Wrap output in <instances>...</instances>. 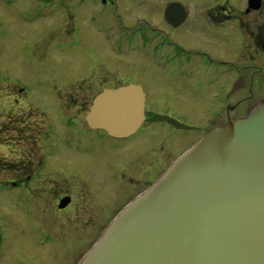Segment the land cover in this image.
<instances>
[{"label":"flooded vegetation","instance_id":"1","mask_svg":"<svg viewBox=\"0 0 264 264\" xmlns=\"http://www.w3.org/2000/svg\"><path fill=\"white\" fill-rule=\"evenodd\" d=\"M68 1L69 5L66 7L70 9L71 15L78 18L74 14H84L87 16L85 18H88V26L86 24L78 28V22L75 24L69 21L70 35L56 40L52 47L50 46L52 56H69L75 48H79V52H85L86 56L80 59L71 56L70 69H60V64H55L57 69H44L46 63L43 58L31 56L29 62L27 56H18L14 68L9 67L3 73L0 72V76L5 77L0 81L5 85L6 93L8 92L9 104L25 110L24 98L29 100L40 98L42 94L47 96V92H43L45 88H48L52 95V88H57L52 85L53 82L56 84L67 79L70 80V86H75L79 81L77 78L82 76L84 79L81 80V85L91 83L86 91L93 93L84 102L86 115L99 94L133 85L145 94L146 118L138 131L127 138H112L106 132L91 129L89 126L86 131L80 122L79 126L83 130L82 134L78 135L87 139L82 141L83 144L76 143V132L75 135L69 134V137H58L59 135L50 133L48 147L41 151L39 160L34 165H28V159L20 157L16 167L8 166L10 155L15 150L13 147H24L23 141L26 139L17 138V143L8 137L0 139V145L8 149L4 157L5 163L2 160L0 163V205L4 203L8 208L13 207L12 213L6 218L19 221V225L20 216L26 226L32 217L43 220L44 211H41V207L44 199L36 196L34 189L55 187L56 180L53 177L55 172H59L58 157L68 162L70 152L84 153L87 156L97 154L95 150L98 153L106 152L107 148L110 153L113 150L122 151V154L117 151L120 156L114 152L116 156L114 155L110 163L114 164L115 168L116 158L120 166L126 165L132 176H144L143 189L135 192L124 205L115 209L111 202L107 205L102 203V207L99 205L102 211L97 214L98 217L104 216L103 219L108 221L97 233L95 241L74 263L78 264L103 235L110 222L126 205L150 188L177 157L194 146L209 131L247 117L254 107L264 103V0H170L163 8L162 22L157 24L159 26L147 15H137V26L132 29L116 27L109 22V17H118L115 0ZM45 2L48 3L47 10L57 5L49 4L50 0ZM76 3L83 4L79 8ZM173 4L176 5L171 6ZM145 5L147 6V2L140 0L135 7L140 11ZM14 15L21 22H33L34 18L48 17L44 8L34 7L15 11ZM12 21L13 26L16 25L17 20ZM39 28L40 26L36 27ZM39 35V31H36L35 37L40 40ZM43 42L40 40L36 48L44 46L42 56H47ZM109 53L118 57L116 68L108 61L109 57L105 58ZM77 61L83 66L79 67ZM31 64L36 65L31 67L38 68H29ZM94 65H99L100 73L116 76L118 85L113 86L114 81L108 83L112 86L106 84L103 74L92 75L91 68ZM53 98L56 99L55 96ZM53 98V105L58 107ZM11 100L14 103H11ZM69 100L75 105V100L71 97ZM164 104L165 109L162 108ZM153 107L155 108L151 112ZM73 122L75 123V120ZM49 128L52 132L55 130L54 125ZM105 137L118 141L119 144L132 142L130 146H136L130 153L127 148L113 143H108V147L102 141ZM134 139L135 142L132 141ZM185 141L193 142L174 159L167 161L166 153L173 152L175 148H182ZM141 147L142 153L127 165L122 156L132 157L135 148ZM10 163L15 162L11 160ZM113 177L119 180L118 171H115ZM132 181L133 178L130 179V182ZM110 185L113 184L110 182ZM73 201V196H61L57 199V211L62 213L71 210ZM39 230L43 237L36 238L37 244L42 242L41 246L44 247L43 244L51 245V241L55 242V236L43 226H40ZM85 230L86 228L81 237L86 233ZM19 234L24 236L30 233L16 230V237ZM80 239V242L84 241L83 238ZM73 240H76L74 234L63 244V249L67 250ZM13 245L12 237L5 233L1 224L0 264L8 263ZM56 245L59 249L60 243L57 242ZM24 247L27 249L25 245ZM30 249H33L36 255L29 258L25 254L20 264L41 260L42 252L37 251L35 247L30 246Z\"/></svg>","mask_w":264,"mask_h":264},{"label":"water","instance_id":"2","mask_svg":"<svg viewBox=\"0 0 264 264\" xmlns=\"http://www.w3.org/2000/svg\"><path fill=\"white\" fill-rule=\"evenodd\" d=\"M136 86L109 90L86 121L127 137ZM81 264H264V104L209 133L111 224Z\"/></svg>","mask_w":264,"mask_h":264},{"label":"rangeland","instance_id":"3","mask_svg":"<svg viewBox=\"0 0 264 264\" xmlns=\"http://www.w3.org/2000/svg\"><path fill=\"white\" fill-rule=\"evenodd\" d=\"M45 1L48 0H0L1 73L9 67L14 68L18 56H27L29 62L31 61V56L43 58L46 63L44 69H57L55 64L58 66L60 64V69H70V65H72L71 56H77L76 59L86 56L85 52H79V48H75L71 51L69 56H55V54L52 56L51 47L54 42L56 40H62L70 35L69 31L71 26H69V21L75 24L78 22L79 28L81 25L87 24L88 26V18L86 19L85 17L87 16L82 13L81 15L80 13L74 14L78 16V18L72 16L70 9L66 7L69 5L68 0H50L49 4H57L56 7H52L50 10H47L48 8H46V5L48 3ZM139 1L140 0H115L118 17L117 19L109 17V22H112L116 27H124L125 29H132L134 26H137L135 24V17L137 15H147L156 25L162 22L163 8L170 0H145L147 6L145 5L142 7L140 11L135 7L139 4ZM82 4L83 3H81V5ZM76 5L81 8L79 3H76ZM29 7H34V9L44 8L46 10V16L48 17L40 19L34 18L35 20H33V22L31 20L29 22H21V20L14 15V12ZM159 8H161V10H159ZM52 10L54 11L52 12ZM12 19L17 20L14 26ZM37 26H40V28L36 29ZM36 31H39V34H41L39 37L41 36L40 40H42V42L44 41L43 44H45L47 56H42L44 46L36 48V45L40 42V40L35 37ZM33 53L35 55H33ZM110 54L111 53L105 56V58L109 57L110 60L108 61L116 68L118 57ZM77 64L79 67L83 66V64L78 61ZM31 66L36 65L31 64L29 68H38ZM99 68V65H94L91 68L92 75H96L97 73L104 75V73H100ZM4 78L0 76V80ZM89 78H86V80ZM104 78L106 84H110L114 81L112 85H118L116 76L107 74L104 75ZM77 79H79V81L76 82L75 86H70V80L67 79L56 84L53 82L52 85H56L57 88H52V95H50L49 89L45 88L43 92H47V96H43L42 94L40 98L34 97L29 99L30 102L24 98L25 110H20V107H12L14 104H9L7 98L8 92L6 93V90H4L6 87L3 85V82L0 81V139L2 140L8 137L14 140V143L18 142L17 138L21 137L22 139H26L23 141L24 147H13L15 150L10 155L11 159L9 160L8 166L16 167V165H18L17 162L21 160L20 157L24 160L28 159V165L36 164L39 160L41 151L48 147L47 144L51 140L50 133L59 135L58 137H69V134L75 135L76 132L77 136L78 134H82L83 129L81 126L88 131L89 127L85 122V117L87 115L85 114L83 106L85 104L84 102L93 94L92 92L86 91L91 83L86 82V84L84 83V85H81V80L84 78L79 76ZM53 96H55L56 99H54ZM69 97L75 100V105L71 103ZM52 98L56 101L58 107L53 105ZM11 103H14L13 100H11ZM50 105H53L54 108L50 107ZM164 106L165 104L162 106L163 109H165ZM154 108L155 107L150 109V111L152 112ZM74 120L75 123L73 122ZM79 122L82 123L81 126H79ZM50 125L55 126L53 132L49 128ZM85 140L87 139L79 135L76 137V143L83 144ZM102 141L108 147H110L108 143H113L116 146H123L127 148L126 150L129 151V153L136 146V144L130 146L132 142L119 144L120 142L107 137ZM132 141L135 142V139ZM185 142L182 148L179 147L181 149L175 148L173 152L169 151L166 153L167 161L174 159L178 154L190 146L193 141ZM43 144H45V146ZM107 149L106 152L101 153L95 150L94 152H97V154L95 153L94 155L87 156L84 153L75 154L70 152L68 162L63 161V159L60 160L59 157L57 158L59 172L54 173L56 176L53 177L56 180L55 187L34 189L36 191L34 194L39 196L40 199H44L41 207L42 210L40 209L44 211L43 220L39 221L36 217H32L29 221L31 224L29 223L26 226V224H23L22 217L20 216L18 219H20L21 225H19V221L6 218L12 213L13 210L11 209L13 207L8 208L4 203L0 205V225H3L5 233L10 234L14 241V249L12 254L8 257L7 264H20L25 254L26 257L33 258L36 253H34L33 249H30V246L35 247L37 251H41L42 257L41 260H36V263L30 262L29 264H53V262L58 264H74L78 261L87 247L95 241L97 233L108 221L103 219L104 216L99 215L100 217H98L97 215L102 211L101 204L104 203L107 205L108 202H111L110 204H113V209H115L124 205L135 192L143 189L142 180L144 176H139L140 174L132 176L131 172L127 170L126 165L123 164L120 166L116 158H114V162H117L115 163L116 167L113 168L114 164L110 162H112V158L116 156L114 152L118 150L112 149L113 151L110 153V149ZM135 149L136 150L131 154L132 157L128 156V158L122 156L125 158V163L127 165L132 162L133 158H136L142 153V147ZM118 152L121 153L122 151ZM6 153H8L7 147H2L0 145V163L1 160L5 163L4 157ZM118 156H120V154H118ZM11 160L15 163H10ZM1 167L2 165H0V168ZM115 171H118L119 180L113 177ZM131 178H133L132 182H130ZM110 182L113 184V189L111 188ZM128 183L132 184L129 185ZM129 186L130 188H127ZM65 194L73 196V206L71 210L59 213L56 208L57 199ZM112 194L114 196H112ZM13 206L15 207L16 205ZM24 207H26V205H24ZM58 215L60 216L58 217ZM16 222L18 224H16ZM40 226L48 230L53 237L55 236V242L54 240L51 241V245L50 243L47 245L43 244L44 247H42V242L37 244L36 238L39 237V239H41L43 237V233L39 230ZM85 228L86 233L81 237ZM16 230H24L30 234L24 236L19 234L16 237ZM72 234H74L76 240L71 242V246L67 250L63 249V244ZM80 238H83L84 241L80 242ZM85 241L87 246L84 243ZM57 242L60 243L59 249L56 245ZM49 245L50 248H48Z\"/></svg>","mask_w":264,"mask_h":264}]
</instances>
